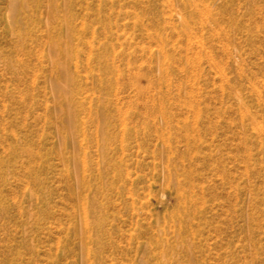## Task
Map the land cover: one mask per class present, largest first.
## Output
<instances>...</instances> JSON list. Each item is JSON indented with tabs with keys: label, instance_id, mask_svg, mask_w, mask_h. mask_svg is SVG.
<instances>
[{
	"label": "rangeland",
	"instance_id": "374dc122",
	"mask_svg": "<svg viewBox=\"0 0 264 264\" xmlns=\"http://www.w3.org/2000/svg\"><path fill=\"white\" fill-rule=\"evenodd\" d=\"M0 264H264V0H0Z\"/></svg>",
	"mask_w": 264,
	"mask_h": 264
},
{
	"label": "bare ground",
	"instance_id": "6f19581e",
	"mask_svg": "<svg viewBox=\"0 0 264 264\" xmlns=\"http://www.w3.org/2000/svg\"><path fill=\"white\" fill-rule=\"evenodd\" d=\"M13 4L17 3L23 5L26 0H10ZM53 9V7H52ZM58 9V6L55 7ZM60 34L57 37H53L51 44V49L54 54V57L57 58L58 64H56L60 73L64 75L63 78V89L60 91V99H62L66 104V114H67V125L69 128H74L75 125V113H73V106L71 105L73 97V88L74 84L68 73V66L71 62L72 57L74 56V48L72 47V41L74 37L72 32H70V17L64 18L61 22ZM24 33L20 34L23 36ZM75 109V108H74Z\"/></svg>",
	"mask_w": 264,
	"mask_h": 264
}]
</instances>
